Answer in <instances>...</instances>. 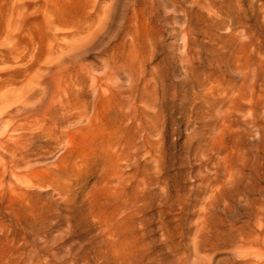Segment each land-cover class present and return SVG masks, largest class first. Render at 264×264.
<instances>
[{"label":"rangeland","instance_id":"obj_1","mask_svg":"<svg viewBox=\"0 0 264 264\" xmlns=\"http://www.w3.org/2000/svg\"><path fill=\"white\" fill-rule=\"evenodd\" d=\"M263 252L264 0H0V264Z\"/></svg>","mask_w":264,"mask_h":264},{"label":"bare ground","instance_id":"obj_2","mask_svg":"<svg viewBox=\"0 0 264 264\" xmlns=\"http://www.w3.org/2000/svg\"><path fill=\"white\" fill-rule=\"evenodd\" d=\"M258 253H259V252H258ZM260 253H262V252H260ZM260 253H259L258 255L262 256ZM256 254H257V252H256ZM263 254H264V252H263ZM253 256H254V255H253ZM262 259H263V258H262ZM262 259H260V260H262ZM256 260H257V259H256ZM258 261H259V260H258ZM258 263H259V262H258ZM258 263H257V264H258ZM259 264H260V263H259Z\"/></svg>","mask_w":264,"mask_h":264}]
</instances>
